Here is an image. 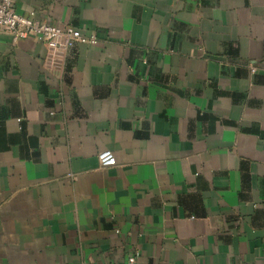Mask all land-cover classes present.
<instances>
[{
  "label": "crops",
  "instance_id": "crops-1",
  "mask_svg": "<svg viewBox=\"0 0 264 264\" xmlns=\"http://www.w3.org/2000/svg\"><path fill=\"white\" fill-rule=\"evenodd\" d=\"M13 4L96 43L0 27V264H264V0Z\"/></svg>",
  "mask_w": 264,
  "mask_h": 264
},
{
  "label": "built area",
  "instance_id": "built-area-1",
  "mask_svg": "<svg viewBox=\"0 0 264 264\" xmlns=\"http://www.w3.org/2000/svg\"><path fill=\"white\" fill-rule=\"evenodd\" d=\"M0 27L10 33L13 41L34 37L43 41L53 51L67 52L79 41L96 43L95 37L84 39L80 31L71 26L39 21L34 18L33 12L28 15L18 13L14 8L13 0H0ZM97 158L101 167L116 165V157L110 150L99 151ZM137 256V252H132L121 262L91 263L80 260L75 264H138Z\"/></svg>",
  "mask_w": 264,
  "mask_h": 264
}]
</instances>
